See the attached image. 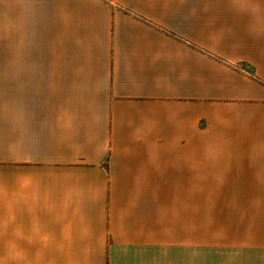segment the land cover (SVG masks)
I'll return each mask as SVG.
<instances>
[{
	"label": "crops",
	"instance_id": "crops-1",
	"mask_svg": "<svg viewBox=\"0 0 264 264\" xmlns=\"http://www.w3.org/2000/svg\"><path fill=\"white\" fill-rule=\"evenodd\" d=\"M5 31L38 61L0 63V264H205L207 199L264 200V0H6Z\"/></svg>",
	"mask_w": 264,
	"mask_h": 264
},
{
	"label": "rangeland",
	"instance_id": "rangeland-1",
	"mask_svg": "<svg viewBox=\"0 0 264 264\" xmlns=\"http://www.w3.org/2000/svg\"><path fill=\"white\" fill-rule=\"evenodd\" d=\"M5 13L0 0V63L37 62V54L7 53ZM205 235V264H264V200L207 199Z\"/></svg>",
	"mask_w": 264,
	"mask_h": 264
}]
</instances>
